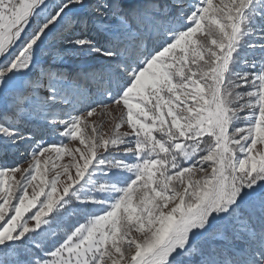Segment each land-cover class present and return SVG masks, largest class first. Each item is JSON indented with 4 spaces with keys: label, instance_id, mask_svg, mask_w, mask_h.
Segmentation results:
<instances>
[{
    "label": "snow or ice",
    "instance_id": "1",
    "mask_svg": "<svg viewBox=\"0 0 264 264\" xmlns=\"http://www.w3.org/2000/svg\"><path fill=\"white\" fill-rule=\"evenodd\" d=\"M16 154L0 264H264V0H0Z\"/></svg>",
    "mask_w": 264,
    "mask_h": 264
},
{
    "label": "rangeland",
    "instance_id": "2",
    "mask_svg": "<svg viewBox=\"0 0 264 264\" xmlns=\"http://www.w3.org/2000/svg\"><path fill=\"white\" fill-rule=\"evenodd\" d=\"M47 43L49 46L46 47L41 54V64H44L46 60L51 61L53 64H60L61 60L60 57L57 55V49L59 47L58 41H52L50 39ZM63 64L66 69L71 70L79 68L81 61L77 57H70L65 58L63 60ZM68 110H71V108L69 107ZM100 119L104 120L105 125L107 124V118ZM33 127H38V125H33ZM37 139L42 140V142H44L45 144H61L69 142L66 138H63L58 135V131L46 130L43 135H38ZM24 159H26V157L22 158L19 154L11 155L6 161H0V164L7 163L9 166H12L15 163H23Z\"/></svg>",
    "mask_w": 264,
    "mask_h": 264
}]
</instances>
